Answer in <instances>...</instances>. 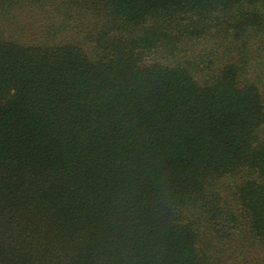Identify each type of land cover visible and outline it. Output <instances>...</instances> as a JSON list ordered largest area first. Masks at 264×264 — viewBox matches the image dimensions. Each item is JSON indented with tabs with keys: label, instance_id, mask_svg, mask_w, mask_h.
<instances>
[{
	"label": "trees",
	"instance_id": "16d2710c",
	"mask_svg": "<svg viewBox=\"0 0 264 264\" xmlns=\"http://www.w3.org/2000/svg\"><path fill=\"white\" fill-rule=\"evenodd\" d=\"M0 264H264V0H0Z\"/></svg>",
	"mask_w": 264,
	"mask_h": 264
}]
</instances>
